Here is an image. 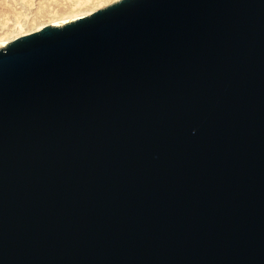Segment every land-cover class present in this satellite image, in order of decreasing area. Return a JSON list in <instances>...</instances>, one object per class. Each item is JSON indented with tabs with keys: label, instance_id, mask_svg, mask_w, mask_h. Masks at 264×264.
<instances>
[{
	"label": "water",
	"instance_id": "95a60500",
	"mask_svg": "<svg viewBox=\"0 0 264 264\" xmlns=\"http://www.w3.org/2000/svg\"><path fill=\"white\" fill-rule=\"evenodd\" d=\"M0 264H264V0H119L1 47Z\"/></svg>",
	"mask_w": 264,
	"mask_h": 264
},
{
	"label": "rangeland",
	"instance_id": "374dc122",
	"mask_svg": "<svg viewBox=\"0 0 264 264\" xmlns=\"http://www.w3.org/2000/svg\"><path fill=\"white\" fill-rule=\"evenodd\" d=\"M41 0H36L35 4L40 3ZM43 1V0H42ZM85 3H82L75 8V6L69 8H60L57 11H61L60 14H56V16H52L56 13L50 14H42L37 15L36 10L31 11L27 17H19L13 18L10 15L11 19L1 20L0 22V45L4 43L6 45L10 41L18 38L20 36L32 33L35 29H38L41 25L49 24V23H63L64 21H68L77 17H84L86 15L95 12L98 7L100 9L111 5L119 0H85ZM73 5V4H72ZM40 30V29H38ZM37 30V31H38Z\"/></svg>",
	"mask_w": 264,
	"mask_h": 264
},
{
	"label": "bare ground",
	"instance_id": "6f19581e",
	"mask_svg": "<svg viewBox=\"0 0 264 264\" xmlns=\"http://www.w3.org/2000/svg\"><path fill=\"white\" fill-rule=\"evenodd\" d=\"M36 0H0V22L1 20H8L11 19L10 15H12L13 18H19V17H27L33 11L36 10L37 15L42 14H50L54 13L52 16H56V14H60L61 11H57L60 8H69L72 6H75V8H78L80 4L85 3V0H41L40 3L35 4ZM73 4V5H72ZM101 7H98V9L93 10H99ZM80 17L64 21L63 23H49L48 25L51 26H61L67 22L76 20ZM44 26H47V24L41 25L38 29L43 28ZM38 29H35L33 32L37 31ZM4 43L0 45L1 47H4Z\"/></svg>",
	"mask_w": 264,
	"mask_h": 264
}]
</instances>
